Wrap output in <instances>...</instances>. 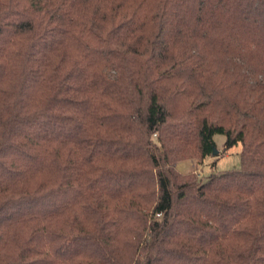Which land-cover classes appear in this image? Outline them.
<instances>
[{
  "label": "trees",
  "instance_id": "trees-1",
  "mask_svg": "<svg viewBox=\"0 0 264 264\" xmlns=\"http://www.w3.org/2000/svg\"><path fill=\"white\" fill-rule=\"evenodd\" d=\"M0 264H264V0H0Z\"/></svg>",
  "mask_w": 264,
  "mask_h": 264
},
{
  "label": "rangeland",
  "instance_id": "rangeland-1",
  "mask_svg": "<svg viewBox=\"0 0 264 264\" xmlns=\"http://www.w3.org/2000/svg\"><path fill=\"white\" fill-rule=\"evenodd\" d=\"M192 105L191 99L187 96H181L172 102L174 108V116L178 119L184 116L185 111ZM175 118V120H176ZM174 120V121H175ZM157 136H155L156 138ZM214 139L217 144L218 153L201 158L195 148L193 140H188L192 148L193 154L185 156L177 160L173 165L180 176L193 174L196 177L197 183H202L208 177L215 174L224 173L230 170L242 168L241 150L242 143H238L231 148L226 149V135L223 133H216ZM183 179V178H182Z\"/></svg>",
  "mask_w": 264,
  "mask_h": 264
},
{
  "label": "water",
  "instance_id": "water-1",
  "mask_svg": "<svg viewBox=\"0 0 264 264\" xmlns=\"http://www.w3.org/2000/svg\"><path fill=\"white\" fill-rule=\"evenodd\" d=\"M216 153H218V150L217 149L214 150V154H216Z\"/></svg>",
  "mask_w": 264,
  "mask_h": 264
}]
</instances>
